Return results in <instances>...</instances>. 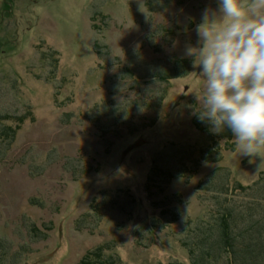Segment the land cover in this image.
<instances>
[{"label": "rangeland", "instance_id": "374dc122", "mask_svg": "<svg viewBox=\"0 0 264 264\" xmlns=\"http://www.w3.org/2000/svg\"><path fill=\"white\" fill-rule=\"evenodd\" d=\"M205 7L0 0V264H80L97 249L190 264L201 219L264 201L261 158L193 111L202 81L184 45L198 46ZM175 67L184 75L154 78ZM226 188L237 204L218 199Z\"/></svg>", "mask_w": 264, "mask_h": 264}, {"label": "clouds", "instance_id": "9594fccd", "mask_svg": "<svg viewBox=\"0 0 264 264\" xmlns=\"http://www.w3.org/2000/svg\"><path fill=\"white\" fill-rule=\"evenodd\" d=\"M184 45L202 81L198 120L215 135L231 134L239 155L260 157L264 168V0H213ZM172 42V47L176 46Z\"/></svg>", "mask_w": 264, "mask_h": 264}, {"label": "trees", "instance_id": "16d2710c", "mask_svg": "<svg viewBox=\"0 0 264 264\" xmlns=\"http://www.w3.org/2000/svg\"><path fill=\"white\" fill-rule=\"evenodd\" d=\"M179 63L185 65H181L182 70L189 65L186 60ZM178 68L181 69V67H175L171 72L156 75L154 78L160 82L169 83L184 75ZM18 122L22 124L25 121ZM223 136H226L229 143L232 142L229 132L226 131ZM259 182L263 184L264 177ZM238 187L242 191L252 189V187L244 188L240 185ZM258 190L260 195H263L264 188L261 186ZM230 191L232 192L233 189ZM219 192L221 193L219 200L223 199L222 195H225L224 201L227 200L228 203L236 200L228 194V188ZM221 211L217 223L213 216L210 219L213 220L212 222L201 219L196 229L192 231L195 238L193 243L184 244L191 255L190 264H219L222 259L226 260L225 264H264V201H253L231 207L222 206ZM178 218L175 215L170 223L177 222ZM192 232L189 231V233ZM189 233H187V238L193 239ZM102 251V249H97L87 255L80 264H123L116 257H105Z\"/></svg>", "mask_w": 264, "mask_h": 264}]
</instances>
